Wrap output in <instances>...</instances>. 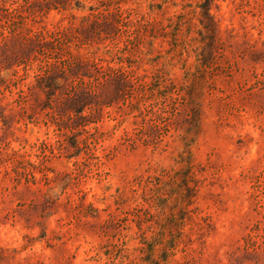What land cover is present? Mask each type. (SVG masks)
Here are the masks:
<instances>
[{"label":"rangeland","instance_id":"rangeland-1","mask_svg":"<svg viewBox=\"0 0 264 264\" xmlns=\"http://www.w3.org/2000/svg\"><path fill=\"white\" fill-rule=\"evenodd\" d=\"M205 1L0 0V264H264V0H214L212 55ZM78 57L143 80L72 132L36 83Z\"/></svg>","mask_w":264,"mask_h":264},{"label":"trees","instance_id":"trees-1","mask_svg":"<svg viewBox=\"0 0 264 264\" xmlns=\"http://www.w3.org/2000/svg\"><path fill=\"white\" fill-rule=\"evenodd\" d=\"M213 2L214 0H206L201 5V23L207 32L206 35H209V39H211L209 44H206L207 48L205 47L203 51L207 53L210 51L209 54L211 53V55L217 44L218 31L217 19L211 12ZM56 39L57 38L54 37V35L43 33V35H38L37 43L39 47L45 51L49 50L55 45ZM204 56L208 57L207 55ZM206 57L202 59L200 58L202 66H207L208 64V58ZM107 62V66H100V64L96 61H92L90 59L85 60L78 57V61L74 64L77 66L75 69L76 73L87 79L90 83V87L86 85H68V83H57L60 76L52 75L49 72H44L38 76V84L36 83V85L45 91L47 97L50 100L58 94V90L65 89L64 91H61H63L62 94L65 95L66 98H64L61 107L58 108V111L63 110L67 112L69 115L73 116L74 120H76L74 121L75 123L70 127L72 132H75L80 127H85L88 123L93 121L90 120L89 117L91 114H93L94 104L95 106L98 104V107L99 105L103 107L109 106L113 103L111 102L112 99H114L115 102L124 100V103H126L128 100L126 99V96L130 93H133V90L138 86L136 82L138 83L139 81L143 80L141 75L135 76V74H132L134 71L126 70L124 66H112L110 64L111 61L109 60H107ZM99 78H105V81H107V86L111 85L110 91L113 92L108 98L110 101L105 102V104L99 100L100 95H98L97 92H95V89L92 88L93 84H95L93 81H97ZM139 85L144 86V83ZM95 128L97 129L98 127ZM125 135L128 136L129 134L126 133ZM75 140L77 142L71 143V146L79 150L81 148L80 140H78V138H75Z\"/></svg>","mask_w":264,"mask_h":264}]
</instances>
